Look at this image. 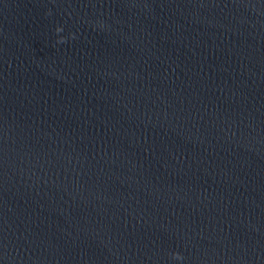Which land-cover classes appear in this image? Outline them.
<instances>
[{
	"label": "water",
	"instance_id": "water-1",
	"mask_svg": "<svg viewBox=\"0 0 264 264\" xmlns=\"http://www.w3.org/2000/svg\"><path fill=\"white\" fill-rule=\"evenodd\" d=\"M0 264H264V0H0Z\"/></svg>",
	"mask_w": 264,
	"mask_h": 264
},
{
	"label": "clouds",
	"instance_id": "clouds-1",
	"mask_svg": "<svg viewBox=\"0 0 264 264\" xmlns=\"http://www.w3.org/2000/svg\"><path fill=\"white\" fill-rule=\"evenodd\" d=\"M56 31H57V34L62 33L63 32V28H57ZM70 38L71 39H75L76 38L75 34H72ZM67 42H68V38H64V37H61L57 41V43H60V44L67 43ZM172 258L175 259V260H178V261H182L183 260V256L181 254H179V253H173Z\"/></svg>",
	"mask_w": 264,
	"mask_h": 264
}]
</instances>
